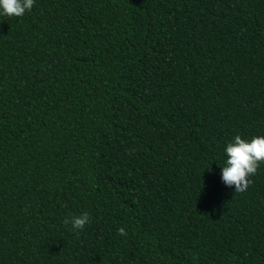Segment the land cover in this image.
Instances as JSON below:
<instances>
[{"label":"trees","instance_id":"obj_1","mask_svg":"<svg viewBox=\"0 0 264 264\" xmlns=\"http://www.w3.org/2000/svg\"><path fill=\"white\" fill-rule=\"evenodd\" d=\"M236 135L264 136V0L0 13V264H264V162L221 178Z\"/></svg>","mask_w":264,"mask_h":264},{"label":"clouds","instance_id":"obj_2","mask_svg":"<svg viewBox=\"0 0 264 264\" xmlns=\"http://www.w3.org/2000/svg\"><path fill=\"white\" fill-rule=\"evenodd\" d=\"M34 0H0V13L8 17H21L26 11H30ZM226 162L221 167L222 181L228 187H233L235 192H244L251 185L249 176L255 175L258 166L264 162V136L253 137L246 141L240 135L234 137V141L225 148ZM90 221L87 212L65 218L64 223L71 224L73 230H80ZM120 235L126 236L124 228L118 229Z\"/></svg>","mask_w":264,"mask_h":264}]
</instances>
